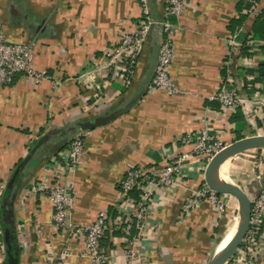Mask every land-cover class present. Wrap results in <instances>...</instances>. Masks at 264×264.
I'll use <instances>...</instances> for the list:
<instances>
[{"label":"crops","instance_id":"0c3cea01","mask_svg":"<svg viewBox=\"0 0 264 264\" xmlns=\"http://www.w3.org/2000/svg\"><path fill=\"white\" fill-rule=\"evenodd\" d=\"M148 4L158 24L164 1ZM140 17L139 0H0L6 41L33 43L34 67L45 71L41 81L19 73L0 85V264L13 253L17 264H48V253L59 257L68 249L64 264H91L81 237L53 228L51 203L37 190L62 169L61 154L79 133L83 157L65 181L75 190L69 217L80 228L107 212L112 223L101 244L109 264H206L210 253L215 256L227 244L237 215L227 224L226 213L209 200L183 211L186 200L206 185V167L199 169L202 163L195 158L182 163L180 185H144L150 208L143 235L134 231L132 255L121 231L127 209L119 202V186L133 168L158 170L163 155L182 156L189 148L180 146V139L205 126L225 146L264 135V106H254V95L264 99V0H184L181 15L171 18L173 95L151 86L161 41L158 25L150 29L126 81L116 71L119 64L104 59L105 50L115 49ZM249 38L258 42L253 53ZM235 71L246 108L238 111L237 132L230 122L237 112L226 117L216 101L209 102ZM80 124L94 126L78 130ZM225 164L219 178L249 199L264 186V147L229 155L213 168L211 179ZM140 194L133 190L129 196L137 200ZM229 207L233 210V204ZM256 239V251L238 249L225 264H264V223Z\"/></svg>","mask_w":264,"mask_h":264},{"label":"built area","instance_id":"2783aa9c","mask_svg":"<svg viewBox=\"0 0 264 264\" xmlns=\"http://www.w3.org/2000/svg\"><path fill=\"white\" fill-rule=\"evenodd\" d=\"M163 1L162 20L157 24L151 17L148 0H139L141 17L135 30L131 33L122 34L115 49L110 48L105 50L104 59L107 63H111V66L119 64L116 71L121 72L123 80L126 81L127 76L132 73L150 29L154 25H158L160 27L161 41L151 86L154 90L173 95L176 94V88L169 76V68L173 61L175 25L172 23L171 18H178L181 15L184 0ZM248 45L250 46V52L253 53V48L258 45V42L249 38ZM34 49V44L31 42L14 44L7 42L0 30V85H8L12 81V78L19 73L34 78L36 81L44 80L45 71L37 72L34 67ZM231 74L233 77L223 81L217 93L209 98V102L216 101L220 105L222 113L226 117H230L240 109L246 112V108L243 105L244 98L240 94L242 87L240 83L241 78L237 75L236 71ZM254 106L256 108L264 106L262 96L254 95ZM219 139V136L215 132L209 131V128L205 126L198 134H187L180 139V146L189 148L182 156L171 160L166 155H163L162 158H164L165 164L162 168L158 170L133 168L127 171L124 179L120 182L119 202L122 200L127 209V219L121 231L124 235V242L128 246V254H133L132 246L137 238V236H133V232L136 231L138 235H143L146 216L149 213L148 196L150 193L145 190L144 185L153 184L160 189H168L180 185L184 176L182 163L190 161L192 158L202 163V167L199 169L204 171L209 161L226 147ZM84 149L85 145L82 134L79 133L74 137L68 149L61 154L64 160L62 169H55L50 183H44L37 190L45 192L51 203L53 209V228L73 238L81 237L84 246L83 256L88 258L91 264H109L108 256L105 255L104 249L101 246V241L105 233L110 231L109 227L112 223L107 212H99L91 224L80 228H77L69 217L75 197V190L70 182L65 183L66 173L78 167L81 163ZM3 190L4 188L0 185V199L2 198ZM133 190L141 192L137 200L129 196V193ZM203 200H209L216 204L218 211L224 213V208L228 207L231 197L229 195L227 197H219L204 185L186 200L183 211L186 212L192 209ZM250 202L249 227L239 247L245 253H252L253 250L258 248L256 235L264 223V186L250 199ZM115 224L119 225V222ZM118 228L116 227L115 229ZM61 253L62 255L59 257H52L48 253V264H64V260L70 255V250H64ZM244 264L251 263L245 261Z\"/></svg>","mask_w":264,"mask_h":264},{"label":"water","instance_id":"95a60500","mask_svg":"<svg viewBox=\"0 0 264 264\" xmlns=\"http://www.w3.org/2000/svg\"><path fill=\"white\" fill-rule=\"evenodd\" d=\"M113 117H109L107 119H104L103 121H100V124H105L109 121H111ZM94 126L93 125H82L80 124L79 130H87L88 128ZM74 128L72 130L73 133L77 130ZM258 147H264V135H256L251 136L248 138L237 140L230 145L223 148L221 151H219L207 164L204 174V179L207 187L215 192L217 195H229L236 199V201L240 202V204L244 208V215L242 219V223L238 230L236 231L235 235L230 240L226 250L217 256V258L213 259V262L210 264H225L239 249L241 242L248 230L249 227V217H250V209H251V202L250 199L245 195V193L240 190L237 187L233 186H225V187H216L213 185L211 181V173L213 171V168L219 164L223 159L228 157L229 155L243 150H250V149H256ZM11 186V185H10ZM9 186V187H10ZM14 254V253H13ZM12 256L7 257V261L5 264H17L18 260L16 258L17 253H15Z\"/></svg>","mask_w":264,"mask_h":264},{"label":"bare ground","instance_id":"6f19581e","mask_svg":"<svg viewBox=\"0 0 264 264\" xmlns=\"http://www.w3.org/2000/svg\"><path fill=\"white\" fill-rule=\"evenodd\" d=\"M225 172H226V164L224 166H222L221 168L214 170V172L212 174V179H211V181H212V183H213L214 186H216V187H225V186H228V185H226V183H225L224 180H222V179L219 178L220 173L224 175ZM243 215H244V208H243L242 205H240L239 210H238V215L235 218L234 225L231 228V231H229L228 236L226 238V240L228 239V242L224 246V248L219 253H217L214 256L215 259L217 258L218 255L222 254L226 250V248H227L230 240L235 235L236 231L238 230V228L240 227V225L242 223Z\"/></svg>","mask_w":264,"mask_h":264},{"label":"rangeland","instance_id":"374dc122","mask_svg":"<svg viewBox=\"0 0 264 264\" xmlns=\"http://www.w3.org/2000/svg\"><path fill=\"white\" fill-rule=\"evenodd\" d=\"M235 201V202H234ZM232 202V203H231ZM230 204H233V210H231L230 209ZM230 204L228 205V207L227 208H224V212L226 213V222L228 221V220H231V217H233L234 215H238V208L240 207V202H238V201H236L234 198H231V201H230ZM230 211H232V213H230ZM224 213V214H225ZM236 218V217H235ZM235 218H234V220H235ZM229 223V221L227 222V224ZM230 231H231V229H230ZM258 249V248H257ZM253 251H256V249L255 250H253ZM248 254V253H247ZM254 254H255V252H254ZM254 254H252V255H254ZM251 255V256H252ZM214 256H213V253H210V255L208 256V258H207V261H206V264H210L211 262H213V258ZM253 257H255V256H253ZM251 263V262H250Z\"/></svg>","mask_w":264,"mask_h":264},{"label":"trees","instance_id":"16d2710c","mask_svg":"<svg viewBox=\"0 0 264 264\" xmlns=\"http://www.w3.org/2000/svg\"><path fill=\"white\" fill-rule=\"evenodd\" d=\"M263 21H264V19H261V23H263ZM241 121H242V118H241V115H240V112H238L237 111V113L233 116V117H231V119H230V122H232L233 124H234V126L236 127L237 126V128H235V130H234V132L236 131H238V124H240L241 125ZM79 130V129H78ZM240 130V129H239ZM235 134H237V133H235ZM240 135H238L237 136V139L238 138H241V137H239ZM3 196H4V193H3V195H2V198H3ZM137 197V196H136ZM136 197H134V198H136ZM2 198L0 199V201L2 200ZM112 216H114V213H112ZM106 234V233H105ZM133 235H134V232H133ZM16 243V242H15ZM101 246H102V244H101ZM102 248H103V246H102Z\"/></svg>","mask_w":264,"mask_h":264}]
</instances>
